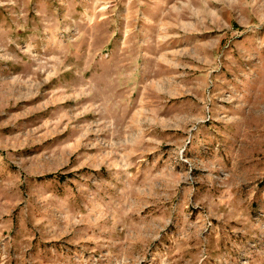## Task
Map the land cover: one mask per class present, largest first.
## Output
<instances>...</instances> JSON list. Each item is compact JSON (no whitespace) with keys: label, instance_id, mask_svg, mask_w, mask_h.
Segmentation results:
<instances>
[{"label":"rangeland","instance_id":"374dc122","mask_svg":"<svg viewBox=\"0 0 264 264\" xmlns=\"http://www.w3.org/2000/svg\"><path fill=\"white\" fill-rule=\"evenodd\" d=\"M0 264H264V0H0Z\"/></svg>","mask_w":264,"mask_h":264}]
</instances>
